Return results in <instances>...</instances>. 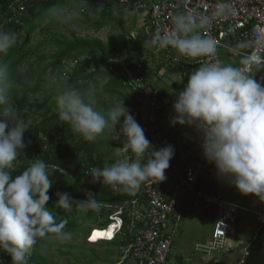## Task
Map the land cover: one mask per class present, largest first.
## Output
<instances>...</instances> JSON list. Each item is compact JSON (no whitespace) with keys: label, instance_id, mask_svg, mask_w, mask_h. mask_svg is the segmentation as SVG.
Masks as SVG:
<instances>
[{"label":"clouds","instance_id":"9594fccd","mask_svg":"<svg viewBox=\"0 0 264 264\" xmlns=\"http://www.w3.org/2000/svg\"><path fill=\"white\" fill-rule=\"evenodd\" d=\"M50 11L59 22L70 19L55 9ZM171 21L172 29H157L151 34L147 41L150 48L170 46L192 58L215 54L216 41L200 31L209 24L206 16L179 13ZM16 40L15 32L0 29V54H6ZM106 84L107 79L98 78V86L94 83L85 90L66 83L58 85L55 97L58 117L85 141H95L106 129L115 130L123 117L118 133L135 159H118L102 168L92 167L89 174L93 183L119 186L121 191L134 194L149 179L156 182L166 179L165 170L174 150L165 146L153 151L144 129L122 100L105 112L97 110V93ZM13 88L8 65L0 64V251L11 257V264H28L38 237L51 233L64 241L70 239L71 233L64 231L68 219L57 222L47 207L53 182L49 166L43 160L34 159L13 177L14 161L26 147L24 133L31 125L12 105ZM173 110L172 125L198 127L204 158L215 166L218 175L230 178L241 194H252L264 201V86L253 79L251 66L240 68L220 61L202 63L189 74ZM55 195L56 206L66 212H71L74 206L81 212L101 209L90 192L81 201H74L67 192Z\"/></svg>","mask_w":264,"mask_h":264},{"label":"trees","instance_id":"16d2710c","mask_svg":"<svg viewBox=\"0 0 264 264\" xmlns=\"http://www.w3.org/2000/svg\"><path fill=\"white\" fill-rule=\"evenodd\" d=\"M21 1L24 2V0H0V29L17 34L16 43L6 54H0V64L8 65L14 82L13 107L19 116L31 121L28 131L24 133L26 147L35 149V159L43 160L48 166L55 167L49 169L50 179L53 182L48 191L49 201L58 199L55 197L57 191L67 192L74 201L85 200L86 194L90 192L101 206L118 204L127 197L126 193L119 188L114 195L109 191V186L99 182L93 183L88 170L92 167H104L101 150L107 148L109 152L122 146L124 141L112 143L104 138L106 132L98 136L95 141H85L82 136L74 133L68 124L59 120L55 99L56 90L58 85L65 83L85 90L94 83L98 86V78H105L108 84L97 93V96L106 94L111 102L122 100L131 114L130 94L121 86L120 67L122 61L127 63L129 61L130 66L145 62L142 57L147 48L143 37L132 38L129 32L125 31L122 23L112 16V7L116 4L110 0H25L24 8L19 10L16 6ZM97 1L103 3L102 8L96 3ZM66 7L75 11L80 20L70 17L63 22L64 25L75 22L84 28L97 31L102 26L115 22L119 32L110 34L106 42L97 37L74 34L66 37L51 32L49 28L56 19L50 10L55 9L60 12ZM41 26L51 36L47 42L55 46V49L47 56L37 55L38 49L46 44V41H39L37 45L31 44L35 31ZM31 57H33L32 60ZM69 64L73 65H70L71 69L67 70ZM145 72H148L147 68ZM48 81L52 83L48 86L44 85V82ZM41 92L42 95L34 97ZM159 116L160 112H158V119ZM122 122L123 117L115 127L119 129ZM33 160L34 158L21 150V155L14 161L13 177L25 170ZM59 170H69L72 175ZM47 207L53 214L54 211L59 213V215L54 214L57 222L64 218L68 219V224L64 228L65 232L78 228L77 219L70 214L71 212L57 207L55 202H47ZM73 210L85 214V217L92 221H96L101 215L103 223H96L100 226L104 227L109 222L107 218L109 211L103 207L99 212H81L76 207ZM83 221L88 222L86 219ZM51 235L55 234L49 233L46 236ZM103 242L110 245L112 250L120 245L118 238ZM263 246L264 224L249 243L243 264H264ZM0 258L3 261L1 264H11V257L7 253L0 251ZM28 264L50 263L32 248L28 256Z\"/></svg>","mask_w":264,"mask_h":264},{"label":"built area","instance_id":"2783aa9c","mask_svg":"<svg viewBox=\"0 0 264 264\" xmlns=\"http://www.w3.org/2000/svg\"><path fill=\"white\" fill-rule=\"evenodd\" d=\"M110 1L121 6L130 16H139L151 34L157 29H172L171 17L179 13L206 16L209 24L200 30L201 34L211 36L216 41V52L212 56L186 57L170 46L159 49L148 45L142 57L144 63L130 67L126 62H121V85L130 94L131 115L144 129L153 151L170 144L158 128L160 95L149 86L146 68L173 65L178 67L182 78L188 79L189 74L202 63L220 61V49L229 46L234 47L240 56L238 67L247 68L250 65L252 70L255 65L264 64V0ZM96 3L103 5L100 1ZM195 150L197 160L194 164L181 166L170 160L165 173L173 177L171 185L162 189L158 182L149 179L134 194L126 193L127 197L120 203L101 206L109 211V222L103 228L94 229L111 228V236L107 240H122L114 264H168L170 243L188 206L201 211L214 208L216 215L210 241L195 245V250L209 257L222 253L225 239L236 232L239 211L246 209L224 199L219 193H211L198 186L204 177L210 178L212 170L203 155L202 137L197 141ZM121 153L123 160L135 159L125 144ZM29 155L36 158L35 151ZM144 159L146 161L147 155ZM112 189L117 193L119 186H112ZM256 218L255 236L264 224V213H257ZM97 219L100 224L102 217L98 216Z\"/></svg>","mask_w":264,"mask_h":264},{"label":"crops","instance_id":"0c3cea01","mask_svg":"<svg viewBox=\"0 0 264 264\" xmlns=\"http://www.w3.org/2000/svg\"><path fill=\"white\" fill-rule=\"evenodd\" d=\"M138 22H140L141 25L144 24V26L147 27L141 18H138ZM145 30L147 31L148 28ZM130 36L132 38L142 36L143 40L145 39V36L142 34L137 36L130 34ZM147 38H149L148 35ZM145 46L148 50V43H146ZM229 47L233 48L234 50L232 51L230 48L220 49V62L224 64H232L233 66L238 67L240 63V56L237 51H235L234 47ZM120 60L121 58L119 57V61ZM127 65L130 66L129 61ZM70 69L71 66L69 64L67 70ZM170 69H174V76H170L168 74ZM251 72L253 79L264 86V64L255 65ZM146 75L149 86L153 90H156L160 95V116L158 119V128L159 131L168 139L170 146L174 150V156L172 157L173 161L181 164V166L185 164H194V162L197 160V157L195 156V146L197 141H199V139L202 137L198 127L195 124L192 126L171 124V120L175 116L173 104L175 102L176 96L184 89L188 79L182 78L178 67L173 65H162L156 67L155 69L149 68ZM124 90L127 91L126 89ZM166 108L169 110L168 114H165ZM116 130H118V133L119 129L116 128ZM120 141L123 142L124 138L118 133L116 142L114 140L111 142L119 143ZM123 145L115 148L117 158H114L113 160H123V155L121 153V148ZM103 154L104 153H102L104 166L106 163H113V161H106V159L103 157ZM208 165L212 170L211 176L209 179L204 177V180L200 181L199 184L205 186V188H202L211 193H219L224 199L236 203L246 210L239 211L236 232L233 236H228L225 239V246L222 253L216 254L213 257H209L202 252L196 251L194 247L197 244L208 243L210 241L212 231H210V233L206 232L204 234H195V232L192 231L197 227V224H195L192 220L193 218H197L201 222H207V224L213 228L216 218L215 210L214 208H210L208 211H201L188 206L170 243L168 264H221V261L229 262L233 260L234 257L239 255L240 250L244 251V260V257L247 253V247L249 243L255 238V229L257 227L256 215L259 212L264 213V201H261L258 197L252 194H241L233 186L230 178L220 177L215 169V166L209 162ZM165 177L166 179L164 181L158 182V186L162 189L164 186L171 185L174 182V179L171 175L165 173ZM109 191L114 195L116 194V192H114L112 189V186H109ZM101 223H103V217ZM119 242L120 245H122V240H119ZM118 247L116 248V260L118 255Z\"/></svg>","mask_w":264,"mask_h":264},{"label":"rangeland","instance_id":"374dc122","mask_svg":"<svg viewBox=\"0 0 264 264\" xmlns=\"http://www.w3.org/2000/svg\"><path fill=\"white\" fill-rule=\"evenodd\" d=\"M24 2H19L16 8L22 10L24 8ZM60 13L61 15L76 17L80 20L79 15L72 9L70 10L68 7L62 8L60 10ZM112 16L122 23L123 28L125 29V31H128L129 34H132L134 36H137L139 34L144 35V43H147V35L150 37L151 33L149 29L147 31L145 30L147 29V27H145L144 24L141 25L140 22H138L139 16H130L121 6L117 5L112 7ZM49 30L66 37L70 34H74L77 36L97 37L106 42L107 37L110 34L119 32V27L115 22H111L106 24L105 26H102L99 30L94 31L84 28L80 24H77L75 22H68L64 25L63 22L55 20L54 24H51ZM50 37V34L46 33L42 26L35 31L33 39L31 41L32 45H37L39 41H46V44H43V46L38 49L37 55L47 56L55 49V46L53 44L47 42ZM32 59L33 57H31V60ZM70 65L72 66L73 64ZM173 70L174 69H170V71L168 72L170 76H174ZM51 83L52 81L44 82V85L48 86ZM40 95H42V92L34 95V97H38ZM99 98L102 99L101 101H99L98 99L97 104V110L100 111H106L116 103L111 102L106 94H101ZM168 113L169 110L166 108L165 114ZM117 131L118 130H116V127L115 130L106 129L104 138H107L110 141L114 140L116 142L118 136ZM32 151H35L33 147H25L24 149H22V152L24 154H31ZM101 153H104L103 157L104 159H106V161H113V163L116 162L115 160H113L114 158H117L115 149H112L109 152H107V148L102 149ZM52 168L53 167H48V170ZM66 172L68 174H65L72 175L71 171L68 170ZM88 173H90V170H88ZM55 197L57 196L55 195ZM56 201L57 200H50L48 201V203H56ZM54 214L59 215V213H57L56 211H54ZM70 214L76 217V225H78V228L68 232L71 233L70 239L61 241L57 239L55 235L38 237L37 242L33 248L38 251L50 264H114V261L116 260V249L112 250L110 245L105 244L103 241H101L107 240L106 231L101 229H94V232H91L92 228L103 227L96 224L98 219H96V221H92L91 219L85 217V214L77 213L74 210H72ZM84 219H86L88 222L84 223ZM192 221L197 224V227L192 231L195 232V234H204L206 232L210 233V231H212V228L209 224H207V222H201L197 218H193ZM1 263H3V261Z\"/></svg>","mask_w":264,"mask_h":264},{"label":"water","instance_id":"95a60500","mask_svg":"<svg viewBox=\"0 0 264 264\" xmlns=\"http://www.w3.org/2000/svg\"><path fill=\"white\" fill-rule=\"evenodd\" d=\"M263 252H264V246H263ZM243 254L244 251L240 250L239 255L237 257H234L233 260L229 262L221 261V264H243Z\"/></svg>","mask_w":264,"mask_h":264},{"label":"bare ground","instance_id":"6f19581e","mask_svg":"<svg viewBox=\"0 0 264 264\" xmlns=\"http://www.w3.org/2000/svg\"><path fill=\"white\" fill-rule=\"evenodd\" d=\"M105 231H106V234H107V239H109L110 236H111V232H112V230H111V228H108V229H106ZM109 234H110V235H109Z\"/></svg>","mask_w":264,"mask_h":264},{"label":"snow or ice","instance_id":"6c2138e0","mask_svg":"<svg viewBox=\"0 0 264 264\" xmlns=\"http://www.w3.org/2000/svg\"><path fill=\"white\" fill-rule=\"evenodd\" d=\"M110 235V234H109ZM93 238H95V237H93Z\"/></svg>","mask_w":264,"mask_h":264}]
</instances>
